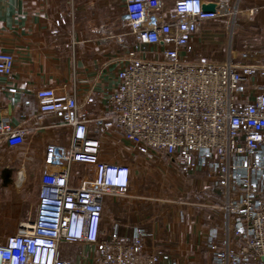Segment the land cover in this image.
<instances>
[{"label": "built area", "instance_id": "obj_1", "mask_svg": "<svg viewBox=\"0 0 264 264\" xmlns=\"http://www.w3.org/2000/svg\"><path fill=\"white\" fill-rule=\"evenodd\" d=\"M68 1L75 19L77 0ZM204 2L124 0L126 30L100 38L121 46L133 38L120 58L108 114L89 115L76 90H37L39 112L61 117L72 139L47 145L36 214L0 239V264H164L166 255L147 246L142 228L129 236L103 227L106 199L134 196L129 165L99 156V138L113 132L148 157L173 160L186 174L220 179L224 201L213 207L225 211L226 232L210 244L213 259L264 264V65L244 62L247 51L232 47L222 63L202 55L189 60L199 24L224 14L206 11ZM14 66V54L0 47V75H11ZM28 134L0 109V146L19 147ZM76 165L88 173L73 183Z\"/></svg>", "mask_w": 264, "mask_h": 264}, {"label": "crops", "instance_id": "obj_2", "mask_svg": "<svg viewBox=\"0 0 264 264\" xmlns=\"http://www.w3.org/2000/svg\"><path fill=\"white\" fill-rule=\"evenodd\" d=\"M204 1L219 4L224 14L199 24L189 60L198 61L202 55L222 63L232 47L247 51L249 57L244 62L264 65V0ZM114 3L115 0H77L72 19L68 0H0V47L15 56L13 73L0 75V109L7 110L15 124L29 128L23 145L0 146V191L5 192L0 200L1 240L36 214L47 145L69 144L72 139L73 130L63 124L61 117L39 112L37 90H76L89 115L108 114V97L118 85L120 58L133 42L131 35L125 46L115 40L104 44L100 39L107 33L126 30L120 23L124 0L116 8ZM88 97L93 101L88 102ZM119 136L117 132L107 135L112 147L118 146L114 142L119 141ZM100 159L129 165L134 195L106 199L105 211L110 212V219L103 221L105 230L134 236L137 228H142L147 246L166 255L164 264H218L210 244L222 242L226 232L225 211L213 207L224 201L220 179L196 172L189 175V182L173 160L158 153L148 157L134 146L126 155L113 149L108 158L100 155ZM78 169L83 167L75 166L73 183L84 176L78 174ZM202 177L208 183L204 198L210 202L207 206L200 207L195 198L190 203L172 198L173 202H163L167 186L178 188L186 182L197 189ZM139 196L152 199L140 201L136 199ZM29 200L35 209H29Z\"/></svg>", "mask_w": 264, "mask_h": 264}, {"label": "rangeland", "instance_id": "obj_3", "mask_svg": "<svg viewBox=\"0 0 264 264\" xmlns=\"http://www.w3.org/2000/svg\"><path fill=\"white\" fill-rule=\"evenodd\" d=\"M122 4H123L122 0H115L114 7L116 8V7L122 6ZM99 139H100V143L102 145L101 151H100L101 153L99 154V156L101 155L102 158H104V159L108 158V155H110L112 153L113 149H114V152L119 151V153H124L126 155V153H129V150H132V147H133L132 143L125 140L124 136L122 134H120V136L118 137L119 141L114 142V143L118 144V146H116V147L111 146L112 144L110 143L109 137H107V135L102 136ZM82 167H83V169H78V170H80V171H78V174L84 175V173L85 174L88 173V170L84 166H82ZM89 170L91 171L92 167H90ZM181 172H182L181 174L183 175L184 179L190 182L189 179L191 177L189 175L192 173L186 174L184 170L183 171L181 170ZM130 175H131V171H130ZM201 179H202L201 184H200V186L197 187V189L193 188L191 184H187L185 181H184L185 182L184 186L179 185L178 188H172L171 186H167L166 189L164 190V193H163V198L166 200L163 199V202L169 203L168 201L173 202L172 199H183L184 201L190 203L192 201H195V200H191L192 198H195L197 200V202L199 203L198 205L200 207L201 206H207L209 201L205 200L204 198H206V195H207L208 183L206 181V178L203 179V177H202ZM30 180H32V179H30ZM4 196H5V192L0 191V200L1 201L4 199ZM176 196H178V198H175ZM29 199H31L30 195H29ZM30 202H31V200H29V204H30L29 209L30 210H32L33 208L35 209L36 205H32ZM126 208L127 207H125V209ZM125 209H122L123 212H126ZM220 210H222V209H220ZM109 213H110L109 211H105V221L110 219ZM118 215L122 216L125 214L122 213V215L121 214H118ZM193 222H196V221H193ZM78 251H79V249H77V247H73V253L78 252Z\"/></svg>", "mask_w": 264, "mask_h": 264}, {"label": "water", "instance_id": "obj_4", "mask_svg": "<svg viewBox=\"0 0 264 264\" xmlns=\"http://www.w3.org/2000/svg\"><path fill=\"white\" fill-rule=\"evenodd\" d=\"M220 5L217 3H212V2H204V9L206 11H215L217 8H219Z\"/></svg>", "mask_w": 264, "mask_h": 264}]
</instances>
